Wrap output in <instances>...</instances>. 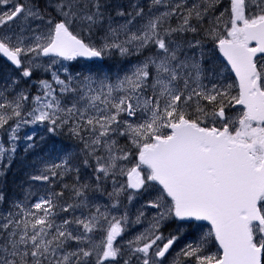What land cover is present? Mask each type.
Listing matches in <instances>:
<instances>
[{"label":"snow or ice","instance_id":"obj_1","mask_svg":"<svg viewBox=\"0 0 264 264\" xmlns=\"http://www.w3.org/2000/svg\"><path fill=\"white\" fill-rule=\"evenodd\" d=\"M0 264H264V0H0Z\"/></svg>","mask_w":264,"mask_h":264},{"label":"rangeland","instance_id":"obj_2","mask_svg":"<svg viewBox=\"0 0 264 264\" xmlns=\"http://www.w3.org/2000/svg\"><path fill=\"white\" fill-rule=\"evenodd\" d=\"M28 131H30V129L28 130ZM31 156H25L24 154H23V152L21 151V153H20V155L18 156V158H17V163L19 162H21L22 163V165H21V170H22V178L20 179V180H18V178H17V180H18V182L20 183L21 181H22V179H23V177H24V173L27 171V165H28V163H30L31 162ZM20 165V164H19ZM13 179H15V178H13ZM9 182V184H12L10 181H8ZM18 182H16V183H18ZM15 183V184H16ZM12 185H14V184H12ZM16 189L18 190V193H15V194H17V195H19V188H18V186L16 187ZM11 193H13L12 192V190H11Z\"/></svg>","mask_w":264,"mask_h":264},{"label":"trees","instance_id":"obj_3","mask_svg":"<svg viewBox=\"0 0 264 264\" xmlns=\"http://www.w3.org/2000/svg\"><path fill=\"white\" fill-rule=\"evenodd\" d=\"M20 165H13V168L11 169V171L8 174L7 177V185L9 184L8 181H10L12 184H15L16 182H18V180H20ZM15 178V179H13ZM18 178V180H17Z\"/></svg>","mask_w":264,"mask_h":264},{"label":"bare ground","instance_id":"obj_4","mask_svg":"<svg viewBox=\"0 0 264 264\" xmlns=\"http://www.w3.org/2000/svg\"><path fill=\"white\" fill-rule=\"evenodd\" d=\"M19 185V182L12 185V184H8L7 185V190L9 191V193H11V190L13 193H18V190L16 189V187Z\"/></svg>","mask_w":264,"mask_h":264}]
</instances>
